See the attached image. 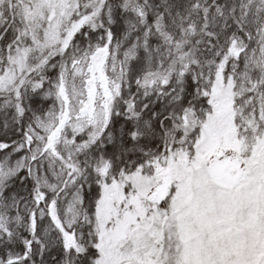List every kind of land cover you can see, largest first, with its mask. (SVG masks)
I'll list each match as a JSON object with an SVG mask.
<instances>
[{
    "label": "snow or ice",
    "instance_id": "obj_1",
    "mask_svg": "<svg viewBox=\"0 0 264 264\" xmlns=\"http://www.w3.org/2000/svg\"><path fill=\"white\" fill-rule=\"evenodd\" d=\"M0 264H264V0H0Z\"/></svg>",
    "mask_w": 264,
    "mask_h": 264
}]
</instances>
